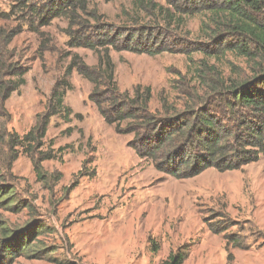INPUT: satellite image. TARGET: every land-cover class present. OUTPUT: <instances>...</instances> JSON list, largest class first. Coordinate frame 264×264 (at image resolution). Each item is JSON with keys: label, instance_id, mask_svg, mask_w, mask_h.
Returning a JSON list of instances; mask_svg holds the SVG:
<instances>
[{"label": "rangeland", "instance_id": "1", "mask_svg": "<svg viewBox=\"0 0 264 264\" xmlns=\"http://www.w3.org/2000/svg\"><path fill=\"white\" fill-rule=\"evenodd\" d=\"M20 1L0 0V35H18L8 47V63L28 71L26 85L6 103L12 116L9 129L21 136L28 133L46 111L54 87L63 81L73 86L65 96L73 115L68 123L62 116L51 120L43 150L56 158L42 163L46 181L23 153L13 165L9 184L17 200L29 208L18 213L0 208V226L15 232L38 222L44 229L31 239L27 252L7 264H162L185 247L189 257L184 264H264V157L236 170L210 168L185 179L159 170L160 153H138L132 134L119 135L105 122L89 100L93 85L76 71L67 77L73 55L90 66L98 64L97 55L68 46L67 19L40 26ZM96 6L101 23L113 30L136 22L132 0H94L91 7ZM205 21L204 15L187 18L186 28H174V35L186 36L187 31L192 40L203 43ZM111 56L121 92L150 86L153 112L162 110V100L183 108L179 87H194L197 63L204 59L200 52L151 56L112 51ZM218 65L234 79L252 74L251 65L232 53ZM2 236L0 230V240ZM226 236L236 238L241 247L231 242L227 250Z\"/></svg>", "mask_w": 264, "mask_h": 264}, {"label": "trees", "instance_id": "2", "mask_svg": "<svg viewBox=\"0 0 264 264\" xmlns=\"http://www.w3.org/2000/svg\"><path fill=\"white\" fill-rule=\"evenodd\" d=\"M38 1L39 4H29L28 0H21L20 5L38 19L40 26H49L58 18L67 19L68 46L88 48L98 57V64L90 66L80 55H73L67 77L76 71L93 85L89 100L105 122L115 126L119 135L132 134L133 148L138 153H160L163 162L157 165L159 170L185 179L210 168L221 172L236 170L264 157V0H163L164 4L157 0H132L131 11L137 16L134 26L116 30L101 23L98 7H91L94 0ZM196 15L207 17L203 43L192 40L187 31L186 36L174 35V28L185 29L187 18ZM143 20L146 25H141ZM17 36L0 35V208L18 213L29 205L17 200L15 187L9 184L13 165L23 153L31 158L41 180L49 178L42 163L56 155L43 150L45 138L53 117L62 116L67 123L71 122L73 111L65 105V96L73 86L63 81L54 87L46 111L37 116L28 133L21 136L10 130L12 116L6 103L26 85L28 72L8 63L12 59L8 47ZM112 51L151 56L166 52L190 56L200 52L204 59L197 63L194 87H179L183 108L162 100V110L153 112L150 86L139 85L132 93L121 92L115 80ZM227 53L244 58L251 65V77L225 76L218 64ZM183 80L187 81L185 77ZM76 117L83 118L79 114ZM79 132L84 136L82 129ZM43 229L38 222L15 232H10L6 225L0 226V264L27 252L31 239L37 238ZM226 241L227 250L231 242L241 247L234 237L226 236ZM188 257L189 248H180L162 264H184ZM228 259L231 262L233 255Z\"/></svg>", "mask_w": 264, "mask_h": 264}]
</instances>
